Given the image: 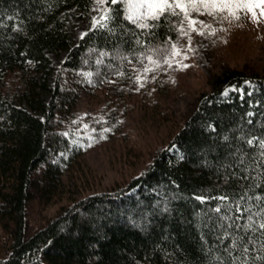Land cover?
I'll return each mask as SVG.
<instances>
[{"label": "trees", "instance_id": "obj_1", "mask_svg": "<svg viewBox=\"0 0 264 264\" xmlns=\"http://www.w3.org/2000/svg\"><path fill=\"white\" fill-rule=\"evenodd\" d=\"M91 2L0 0V264H229L225 233L243 235L235 225L246 222L236 220L237 203L253 214L264 208L255 199L264 196V73L217 74L137 174L73 195L66 176L82 180L76 170L83 150L55 127L58 115L81 95L105 90L110 110L102 123L111 125L121 99L143 88L134 76L145 56L178 36V17L140 29L121 12L111 31L89 27L72 44L68 11H86ZM61 49L67 52L51 82L47 53ZM225 89L235 90L223 95ZM33 197L59 206L26 236ZM253 220L258 226L260 217ZM249 236L257 240L249 264H264L254 259L264 255L259 231Z\"/></svg>", "mask_w": 264, "mask_h": 264}, {"label": "rangeland", "instance_id": "obj_2", "mask_svg": "<svg viewBox=\"0 0 264 264\" xmlns=\"http://www.w3.org/2000/svg\"><path fill=\"white\" fill-rule=\"evenodd\" d=\"M100 9L101 6L92 0L86 11L74 8L68 11L65 24L72 44L92 27L93 17L101 15ZM223 15L226 14H220L221 17ZM192 18L210 23L218 30L216 35H208L207 31L204 36L192 32L189 45L187 37L178 33L173 42L178 43L183 54L173 58L172 67L162 64L157 68L148 61L141 65L134 80L137 87L142 81L144 86L131 90L128 96L121 99L111 125L102 123L104 115L110 110V107L104 109L105 103H108L105 90L81 95L73 110L65 116L58 115L55 127L72 133V141L79 140L83 150L78 157L80 166L76 170L82 180L66 176L65 186L69 193L79 195L80 192L109 189L137 174L155 150L166 144L198 96L212 89L217 74L230 70L246 75L264 73V17H260L258 24L253 22L250 14L239 21L213 19L195 12ZM189 47L191 51H188ZM66 52V49H61L57 53H47L52 66L49 74L51 82ZM153 57L158 58V54ZM145 66L154 70L145 72ZM105 135L109 136L106 138ZM58 206L56 202L44 204L36 197L31 198L27 206L25 235L42 226L54 215Z\"/></svg>", "mask_w": 264, "mask_h": 264}, {"label": "snow or ice", "instance_id": "obj_3", "mask_svg": "<svg viewBox=\"0 0 264 264\" xmlns=\"http://www.w3.org/2000/svg\"><path fill=\"white\" fill-rule=\"evenodd\" d=\"M95 3L101 6V15L99 18L93 17V28H103L111 31L109 22L115 18L114 13L120 14L121 12L123 13L124 19L140 29L160 27L165 21L171 22L170 18L178 17L176 31L180 36L187 37L189 45H191L192 32L204 36L207 31L208 35L214 36L218 31L210 23L192 18L193 12L199 15L211 16L213 19H234L237 21L241 20L246 14H250L253 22L257 24L260 22V17H264V0H95ZM111 6L117 7L112 8ZM257 9H259V16L257 15ZM96 10L98 9H94V11ZM220 14L226 15L221 17ZM8 18L12 19V17ZM149 21L152 23H149ZM197 25H199V29ZM219 31H224V29H219ZM86 35L87 33L82 34L81 38L83 39ZM137 42L139 43V41ZM191 50V47H189L188 51ZM155 51L158 54V58H154L153 55H146L145 59L157 68L161 67L162 64L172 67L173 58L183 54L177 42H170L168 47L158 48ZM183 67L186 68L188 65H183ZM153 70V68L147 66L144 68L145 72H151ZM88 75L91 74L89 73ZM140 86L143 87V83ZM231 90L235 89H225L223 95H227ZM247 143L252 145L254 140L249 139ZM259 146L264 149V139L259 140ZM261 156H264V152L261 153ZM198 199L202 198L198 197ZM219 199L226 200L227 197H219ZM255 199L257 201H264V196H256ZM216 211L220 212L221 208L217 207ZM236 212L240 213L236 216V220L246 219L244 224L235 225L237 229L243 232V235L232 236L231 233L226 232L225 236L231 238V243L224 250L232 257L229 264H249L247 258L251 250L249 245L255 248L257 244V240L249 236L250 232L255 233L259 231L261 237L259 248L261 251H264V208H261L260 211L253 214L250 207L243 208L237 203ZM243 213H248V216L245 218ZM253 215L260 217L258 226L257 222L253 220ZM224 218L231 219L228 216ZM232 226L231 224L229 225V227ZM233 249L237 250L239 254L232 256ZM254 259L264 262V255H257ZM221 264H223L222 261Z\"/></svg>", "mask_w": 264, "mask_h": 264}]
</instances>
